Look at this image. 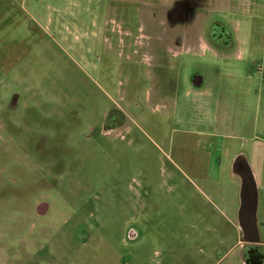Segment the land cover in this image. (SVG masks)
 <instances>
[{
	"label": "rangeland",
	"instance_id": "rangeland-1",
	"mask_svg": "<svg viewBox=\"0 0 264 264\" xmlns=\"http://www.w3.org/2000/svg\"><path fill=\"white\" fill-rule=\"evenodd\" d=\"M186 1L0 0V264H243L239 154L264 242V0Z\"/></svg>",
	"mask_w": 264,
	"mask_h": 264
},
{
	"label": "water",
	"instance_id": "water-1",
	"mask_svg": "<svg viewBox=\"0 0 264 264\" xmlns=\"http://www.w3.org/2000/svg\"><path fill=\"white\" fill-rule=\"evenodd\" d=\"M200 83H197V85ZM18 100L19 95L15 94L12 97V106H16ZM231 171L241 181L239 193L240 205L238 210L241 241L246 243H260L262 239L258 219L260 207L259 185L247 155L239 154L233 161ZM36 209L40 215H44L49 210V204L46 202L41 203ZM130 237H133V235L131 234Z\"/></svg>",
	"mask_w": 264,
	"mask_h": 264
},
{
	"label": "flooded vegetation",
	"instance_id": "flooded-vegetation-1",
	"mask_svg": "<svg viewBox=\"0 0 264 264\" xmlns=\"http://www.w3.org/2000/svg\"><path fill=\"white\" fill-rule=\"evenodd\" d=\"M196 10H197V7L195 6V4L192 3V1L187 0L185 3H183V2L176 3L175 7H173V9L170 11L169 14L171 16V19H175L177 21H186V20L188 21V20L194 19L195 14H196ZM208 38H210L211 44L215 43L218 46L222 45V47L228 46L227 44L229 42H231V40H226V41L222 40L223 39L222 34L218 36V39H221L220 42H219V40H217V38H215V35H213V33H211V35H209V32H208ZM190 83H191L192 87H194L196 89H202L205 85V78L201 72L195 71L191 75ZM197 83H200V84L197 85ZM165 84H164V86L168 87L169 92L175 93V94L177 93L176 89L180 86L179 83H177V82L171 83V84L170 83L169 84L165 83ZM179 89H180V87H179ZM117 113H118L117 115L119 116V118H121V120L123 121L125 118L124 114L120 111H117ZM121 122L115 123V125H109V129H115L117 127H121V125H120ZM260 205H261V198H260ZM260 208L261 207H259V209ZM260 234H261V232H260ZM132 235H134V234L132 233ZM240 236H241V231H240ZM261 239L262 240L260 243H246V242H242L241 237H240L238 245H242V247L245 248L243 251V253H244L243 264H264V254H263L264 251H263V249L257 250V248H259L264 243L262 235H261ZM248 244H251L254 246V247H252L254 250L253 252H250V250L245 247V245H248Z\"/></svg>",
	"mask_w": 264,
	"mask_h": 264
},
{
	"label": "trees",
	"instance_id": "trees-1",
	"mask_svg": "<svg viewBox=\"0 0 264 264\" xmlns=\"http://www.w3.org/2000/svg\"><path fill=\"white\" fill-rule=\"evenodd\" d=\"M231 43H232V40H231ZM213 46L214 47H216L217 49H221L222 48V45H220V46H218V45H216L215 43H213ZM223 49V48H222ZM224 50V49H223ZM232 50V48H231V46H230V48H227V49H225L224 50V52L226 51V52H230Z\"/></svg>",
	"mask_w": 264,
	"mask_h": 264
},
{
	"label": "crops",
	"instance_id": "crops-1",
	"mask_svg": "<svg viewBox=\"0 0 264 264\" xmlns=\"http://www.w3.org/2000/svg\"><path fill=\"white\" fill-rule=\"evenodd\" d=\"M253 1H255L258 5H261L260 1H262V0H253Z\"/></svg>",
	"mask_w": 264,
	"mask_h": 264
}]
</instances>
